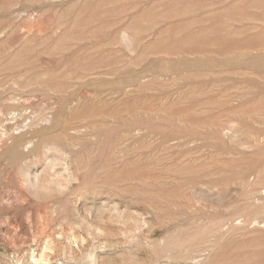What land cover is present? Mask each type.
<instances>
[{
    "label": "rangeland",
    "instance_id": "1",
    "mask_svg": "<svg viewBox=\"0 0 264 264\" xmlns=\"http://www.w3.org/2000/svg\"><path fill=\"white\" fill-rule=\"evenodd\" d=\"M0 264H264V0H0Z\"/></svg>",
    "mask_w": 264,
    "mask_h": 264
}]
</instances>
